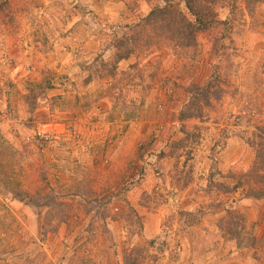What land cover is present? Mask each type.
<instances>
[{
	"label": "rangeland",
	"instance_id": "rangeland-1",
	"mask_svg": "<svg viewBox=\"0 0 264 264\" xmlns=\"http://www.w3.org/2000/svg\"><path fill=\"white\" fill-rule=\"evenodd\" d=\"M262 142L264 0H0V264H264Z\"/></svg>",
	"mask_w": 264,
	"mask_h": 264
},
{
	"label": "trees",
	"instance_id": "trees-1",
	"mask_svg": "<svg viewBox=\"0 0 264 264\" xmlns=\"http://www.w3.org/2000/svg\"><path fill=\"white\" fill-rule=\"evenodd\" d=\"M186 8L188 9L189 13L196 16L194 21L191 22L189 20L186 22V19H185L186 15H184V13L181 10L173 9V8L171 9L167 6H163V7L152 8L149 11L148 15L145 17L144 23L146 25L151 24L152 20H157V16L160 14L163 16L161 18V21L165 22L164 16L169 15L171 16L170 21L172 25L168 26V29H172L173 32L177 35V37L181 38V36L186 35L194 40V36L196 32L202 29L203 27H205L207 23H210V22L208 21V19L201 20L197 18V12H195L196 10L192 9L191 6L186 5ZM208 13H210L209 9H208ZM172 17L175 18L174 25H173L174 20ZM179 20L185 21V23L182 24L183 26H180L177 23ZM184 27H186V31L183 30ZM195 99L196 97L194 96V94H190L188 101L186 102V104L183 105V107L181 108L179 112L180 120L188 119L191 117H202L203 116V111L201 108L196 112L193 107L196 105ZM262 145L263 147H259L256 152V161L253 164L254 166H252L250 168V171L248 170L246 173L247 177L251 176L250 174H252V176H255L258 178V181L254 182V184L250 187V191H248V195L256 197V198L264 196V181H262L264 179V142L260 143V146ZM241 184H243V181L238 182L236 185H234L233 188L235 189Z\"/></svg>",
	"mask_w": 264,
	"mask_h": 264
},
{
	"label": "crops",
	"instance_id": "crops-1",
	"mask_svg": "<svg viewBox=\"0 0 264 264\" xmlns=\"http://www.w3.org/2000/svg\"><path fill=\"white\" fill-rule=\"evenodd\" d=\"M65 3H67L66 1H65ZM62 36H63V33H62ZM39 38H41V36H39ZM61 39V38H60ZM59 39V40H60ZM41 41H46V39H45V37L43 36L42 37V39H41ZM50 42H53V41H51L50 40ZM55 42H56V39H55ZM47 43V42H46ZM48 45H50L49 43H48ZM44 46V45H43ZM46 52V51H45ZM44 56H46L45 54L46 53H42ZM30 60H32V58H29ZM30 62V61H29ZM25 63H28L27 62V58H25V59H23V60H21V61H19V62H17V63H15L14 65H9V66H11V69H12V72H13V74L11 75V76H13V78H14V80H16V81H18V83L21 81V78L20 77H18L17 76V73L18 72H20V73H25V74H34V65L32 64L31 65V67H30V69H26L24 66L26 65ZM41 63H43V62H41ZM40 66V65H39ZM40 68H41V66H40ZM15 71V73H14V71ZM45 72V71H44ZM44 72H42L41 70H38V72H35V73H38V74H43ZM38 74H36V75H38ZM3 75H4V77H6V76H8V74H4L3 73ZM39 76V75H38ZM23 111H25L24 109H23ZM22 111V112H23Z\"/></svg>",
	"mask_w": 264,
	"mask_h": 264
},
{
	"label": "built area",
	"instance_id": "built-area-1",
	"mask_svg": "<svg viewBox=\"0 0 264 264\" xmlns=\"http://www.w3.org/2000/svg\"><path fill=\"white\" fill-rule=\"evenodd\" d=\"M35 137H37L40 140H49L52 137V134L50 130L45 128H39L37 131H35Z\"/></svg>",
	"mask_w": 264,
	"mask_h": 264
},
{
	"label": "bare ground",
	"instance_id": "bare-ground-1",
	"mask_svg": "<svg viewBox=\"0 0 264 264\" xmlns=\"http://www.w3.org/2000/svg\"><path fill=\"white\" fill-rule=\"evenodd\" d=\"M69 1H71V0H69Z\"/></svg>",
	"mask_w": 264,
	"mask_h": 264
}]
</instances>
